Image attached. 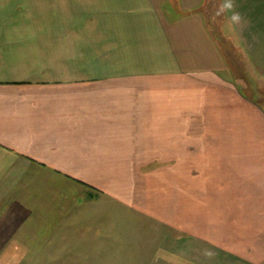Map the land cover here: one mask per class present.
<instances>
[{
    "label": "crops",
    "instance_id": "crops-1",
    "mask_svg": "<svg viewBox=\"0 0 264 264\" xmlns=\"http://www.w3.org/2000/svg\"><path fill=\"white\" fill-rule=\"evenodd\" d=\"M219 2L0 0V264L264 263V0Z\"/></svg>",
    "mask_w": 264,
    "mask_h": 264
},
{
    "label": "clouds",
    "instance_id": "clouds-1",
    "mask_svg": "<svg viewBox=\"0 0 264 264\" xmlns=\"http://www.w3.org/2000/svg\"><path fill=\"white\" fill-rule=\"evenodd\" d=\"M235 9V0H220V2L214 6V15L217 17H225L226 22L231 25H242L244 22V17ZM203 254L206 258L209 259L214 256V253L211 250L207 249Z\"/></svg>",
    "mask_w": 264,
    "mask_h": 264
},
{
    "label": "rangeland",
    "instance_id": "rangeland-1",
    "mask_svg": "<svg viewBox=\"0 0 264 264\" xmlns=\"http://www.w3.org/2000/svg\"><path fill=\"white\" fill-rule=\"evenodd\" d=\"M235 64H233L235 66L236 71H234V75H235V79H242V78H246V79H250V80H254V78L252 76L249 75L248 71L246 72H239L238 69L239 67L236 65V62H233ZM245 73V74H244ZM255 94V98L259 99L261 101V103L264 104V86L262 87H257L256 88V92H254ZM153 169V168H152ZM55 221H58L57 218H55ZM40 252H45V247H39V253ZM21 264H30L29 262L24 261ZM34 264V263H33ZM37 264V263H35ZM38 264H47L44 262L38 263ZM56 264H60V263H56Z\"/></svg>",
    "mask_w": 264,
    "mask_h": 264
},
{
    "label": "trees",
    "instance_id": "trees-1",
    "mask_svg": "<svg viewBox=\"0 0 264 264\" xmlns=\"http://www.w3.org/2000/svg\"><path fill=\"white\" fill-rule=\"evenodd\" d=\"M264 264V263H263Z\"/></svg>",
    "mask_w": 264,
    "mask_h": 264
}]
</instances>
